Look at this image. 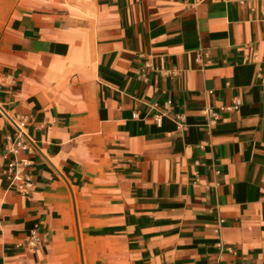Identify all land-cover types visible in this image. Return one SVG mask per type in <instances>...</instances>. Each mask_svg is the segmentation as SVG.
<instances>
[{"label":"crops","instance_id":"0c3cea01","mask_svg":"<svg viewBox=\"0 0 264 264\" xmlns=\"http://www.w3.org/2000/svg\"><path fill=\"white\" fill-rule=\"evenodd\" d=\"M22 120L0 264H264V0H0V155Z\"/></svg>","mask_w":264,"mask_h":264},{"label":"built area","instance_id":"2783aa9c","mask_svg":"<svg viewBox=\"0 0 264 264\" xmlns=\"http://www.w3.org/2000/svg\"><path fill=\"white\" fill-rule=\"evenodd\" d=\"M200 59V55L197 56V60ZM238 103L232 106L230 109H236ZM205 113L210 116L211 123L214 124L218 119V114L210 110H205ZM156 124H161V116H155ZM18 129V139L15 145L9 150L8 153L0 155V172L6 179L15 185L17 191L22 195H27L33 188V182L30 175L27 173V168L30 166L29 160H15L9 158V153L17 154L19 150L30 151L31 147L28 141L24 137L22 128L24 127V121L22 120L16 125ZM6 163V168L4 164ZM38 237L35 230L29 232L28 238L26 239V246L29 248H35L38 245Z\"/></svg>","mask_w":264,"mask_h":264}]
</instances>
